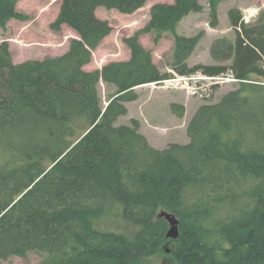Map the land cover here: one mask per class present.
<instances>
[{"label":"trees","instance_id":"trees-1","mask_svg":"<svg viewBox=\"0 0 264 264\" xmlns=\"http://www.w3.org/2000/svg\"><path fill=\"white\" fill-rule=\"evenodd\" d=\"M146 0H61L50 24L72 38L65 53L20 63L0 44V259L43 255L42 264H149L168 222L178 219L173 257L178 264L264 263V12L253 23L227 11L235 38L212 40L209 53L225 65H189L200 34L176 32L179 21L200 12L199 0L159 2L146 25L123 39L130 55L87 71L92 50L111 30L97 7L131 13ZM224 0H206L210 25ZM18 0H0V28L14 18ZM140 33L174 39L171 67L179 75L227 73L235 89L197 107L188 141L153 147L126 113L134 87L161 73ZM102 80L114 87L103 107ZM178 117L184 106L171 103ZM126 224L132 231L104 225ZM130 233V234H129Z\"/></svg>","mask_w":264,"mask_h":264},{"label":"rangeland","instance_id":"rangeland-1","mask_svg":"<svg viewBox=\"0 0 264 264\" xmlns=\"http://www.w3.org/2000/svg\"><path fill=\"white\" fill-rule=\"evenodd\" d=\"M61 0H18L16 10L29 16L26 21L10 19L5 28H0V44L6 42L14 63L25 60L43 59L59 56L68 49L69 41L77 35L71 28L62 24L59 30H53L50 24L55 19ZM159 2L172 3L173 0H146L145 3L131 13H121L115 9L97 7L95 14L108 22L110 32L99 45L92 50L91 58L83 66L84 70L92 71L110 61H122L129 58L130 52L123 39L142 29L149 20L150 7ZM202 5L200 12H190L178 23L176 32L183 36L200 34V39L187 59L191 65H225L230 61H215L209 53L213 39L226 37L230 41L235 38V31L229 24L227 11L237 8L241 14L252 13L251 22H255L264 12V0H224L217 9V25H210L209 8L206 0H199ZM247 23V24H250ZM140 44L150 51L151 59L165 78L134 87L137 98L125 102L126 113L116 119L115 125L129 124L134 118L139 123V130L146 134V139L155 148H164L169 142L188 141L186 126L197 107L203 103H215L224 94L233 90L237 82L227 73L218 74L216 83L207 90L197 87V83H187L184 80L170 83L169 79H177L179 75L172 67L174 48L173 36L164 34L154 41L153 33H140ZM204 74V72H202ZM207 76H212L206 74ZM203 80L199 84L209 83ZM114 87L102 80L97 84V91L102 106L108 101V96L114 92ZM171 103L184 106V113L178 117L171 108ZM114 231L130 232L132 227L124 223L104 225ZM130 234V233H129ZM177 246L176 240L167 238L161 244L160 250L148 262L149 264H178L173 257ZM43 255L29 253L26 257L11 256L0 259V264H42ZM264 264V263H262Z\"/></svg>","mask_w":264,"mask_h":264},{"label":"built area","instance_id":"built-area-1","mask_svg":"<svg viewBox=\"0 0 264 264\" xmlns=\"http://www.w3.org/2000/svg\"><path fill=\"white\" fill-rule=\"evenodd\" d=\"M248 11L244 12L242 14V20L244 23H249L251 22V16H252V13H248ZM217 78H220L218 76H207V75H204L203 73L197 71L196 73L194 74H190V75H183L177 79H169L168 82L170 83H173V82H177V80H184L187 83H191V82H195L197 83V87L198 88H202L204 90H207L211 85H213L214 83H216V80ZM203 80H210V82L207 84H205V86H202L203 84H199L201 81Z\"/></svg>","mask_w":264,"mask_h":264},{"label":"water","instance_id":"water-1","mask_svg":"<svg viewBox=\"0 0 264 264\" xmlns=\"http://www.w3.org/2000/svg\"><path fill=\"white\" fill-rule=\"evenodd\" d=\"M73 38L80 39L78 35H75V37ZM107 104L108 102H106L102 111L105 109ZM157 217H164L168 222V229L165 236L167 238L176 239L179 236L178 219L176 218V216L166 210H160L157 214Z\"/></svg>","mask_w":264,"mask_h":264},{"label":"crops","instance_id":"crops-1","mask_svg":"<svg viewBox=\"0 0 264 264\" xmlns=\"http://www.w3.org/2000/svg\"><path fill=\"white\" fill-rule=\"evenodd\" d=\"M143 133V132H142ZM144 135L147 137V135L144 133Z\"/></svg>","mask_w":264,"mask_h":264}]
</instances>
